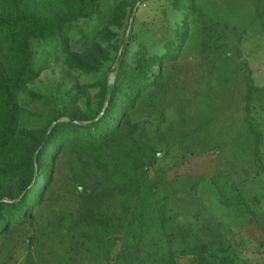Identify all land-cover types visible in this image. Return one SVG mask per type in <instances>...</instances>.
<instances>
[{"label":"trees","instance_id":"obj_1","mask_svg":"<svg viewBox=\"0 0 264 264\" xmlns=\"http://www.w3.org/2000/svg\"><path fill=\"white\" fill-rule=\"evenodd\" d=\"M139 1L0 0V264H241L236 239L220 225L228 217L259 222L255 207L264 201V135L252 116L264 110V88L254 84L243 58L248 30L237 32L232 48L235 28L213 14L209 1L168 0L177 17L173 37L153 47L140 43L130 60ZM249 1L251 25L264 37V0ZM192 44L214 79L208 92L242 82L248 138L211 133L224 112L190 119L176 141L180 164L233 146L241 157L252 151L256 167L241 182L225 172L211 176L207 202L200 193L207 179L182 178L174 165L160 166L174 145L163 154L138 118L156 106V92L168 86L170 68ZM58 63L95 81L81 86L79 96L61 86L32 90ZM33 105L40 111L31 112ZM63 158L72 199L54 208L48 230L41 221Z\"/></svg>","mask_w":264,"mask_h":264},{"label":"rangeland","instance_id":"obj_2","mask_svg":"<svg viewBox=\"0 0 264 264\" xmlns=\"http://www.w3.org/2000/svg\"><path fill=\"white\" fill-rule=\"evenodd\" d=\"M208 1L213 6L211 8L213 14L224 18L232 28H235V31L230 33V40L228 41L231 43L232 48L235 46L234 41L237 38V32L243 29L248 30L241 45L243 58L247 60L254 84L264 88V37L261 36L257 24L251 25L253 9L250 1L206 0V3ZM134 18V24H132L134 41L128 53L130 60L133 59L134 53L139 49L140 43L151 44L153 47L152 44L167 41L173 37L174 23L177 17L176 13L170 8L168 0L139 1ZM193 47L194 44L187 46L180 60L170 68L172 75L168 86L164 91L156 92L158 97L153 102L156 106H147L138 118L142 122L146 120L145 129L153 136L155 142L159 141V144L164 146L163 154L168 150L167 144L174 145V149L161 158L160 166L167 168L174 165L178 176L181 175L182 178L201 177L207 179V182L201 184L200 187L201 196L203 195L207 202L206 197L210 198L213 194V187L209 184L211 176L216 175L218 172H225L229 174L233 181L241 182L248 178L247 173L254 174L256 167L253 165L252 151L241 157L237 152L234 153L235 147L233 146L221 148L220 151L216 149L214 152L211 151L212 153L201 157H189V159H185L183 164H180L178 156L181 149L176 141L184 136L186 124L190 119L193 122L206 121L212 114L218 116L221 112H224V118L215 123L210 130L211 133L226 131L230 140L233 136L242 137L243 139L248 138H246L244 125L241 122L243 116L240 98V93H243L242 82L239 79L230 84L228 88H218L208 92V87L214 85L215 82L206 69L205 58H201L198 50ZM94 81L95 78L80 76L68 70L62 63H58L52 69L43 73L38 82L31 86V89L43 94L61 86L62 90H71L79 96L81 94L80 87ZM113 81L114 75L111 73L110 82ZM207 96H209V99ZM206 100H211L214 107L205 106ZM33 106L34 108L29 106L31 112L40 111L41 107ZM252 116L258 130L264 135V110L255 109ZM227 118L233 121L226 122ZM191 128L188 129L191 130ZM238 131L243 132L244 137L238 134ZM241 139L237 140L238 144L244 142ZM238 148L244 149V147ZM217 152L220 153L216 154ZM173 175L174 173H171L170 176L173 177ZM262 178L260 190L264 192V174ZM56 182L53 201L50 202L51 209L46 210L44 220L41 221V227L48 230L52 228L53 222L56 220V215L51 214L54 208L64 209L63 206L71 202L72 199L70 185L65 182L73 181L69 162L64 158L59 163ZM248 182L259 181L249 180ZM252 189V183L246 186V191L249 192ZM255 208L259 212V222L254 221L252 224H247L246 220L241 223L233 217H228L222 220L220 225L225 231L229 232L232 238L236 239L234 250L241 264H263L264 262V201L261 207L256 206ZM20 249H22L21 254H23L25 246L22 245ZM18 255L19 253L16 254V257Z\"/></svg>","mask_w":264,"mask_h":264},{"label":"built area","instance_id":"obj_3","mask_svg":"<svg viewBox=\"0 0 264 264\" xmlns=\"http://www.w3.org/2000/svg\"><path fill=\"white\" fill-rule=\"evenodd\" d=\"M263 264H264V262H263Z\"/></svg>","mask_w":264,"mask_h":264}]
</instances>
